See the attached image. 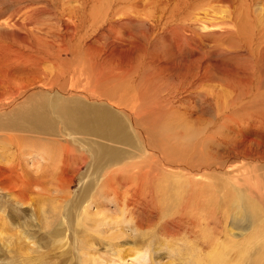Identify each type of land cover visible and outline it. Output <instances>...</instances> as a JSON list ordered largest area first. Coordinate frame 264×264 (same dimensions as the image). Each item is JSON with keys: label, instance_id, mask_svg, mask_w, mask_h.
<instances>
[{"label": "rangeland", "instance_id": "374dc122", "mask_svg": "<svg viewBox=\"0 0 264 264\" xmlns=\"http://www.w3.org/2000/svg\"><path fill=\"white\" fill-rule=\"evenodd\" d=\"M66 1L0 0V64H13L12 69L16 70L14 76L11 74L10 79L1 78V92L17 88L20 83L27 85L28 80L33 81L34 79L39 81L38 87L43 84L49 88L50 86L45 84L46 79H55L54 76L59 72L67 74V71L70 72L73 68L79 66L81 68L85 65L86 73H80L79 68L74 76L75 79L80 75L81 87L87 86V73H95V69L101 72L105 79L110 73H114L123 78L127 87H130L127 90L130 92L128 95H121L120 85L115 86L117 89H107L115 81L105 80L104 82H107L103 87L110 91L111 99L114 98L120 102L132 98L134 87L135 93L143 96L144 102L139 109L142 115H149L148 112L154 107L157 110L162 107L173 109L181 107L187 110L193 118L185 120L187 124L184 123L181 127H172L176 130L160 126L161 132H168L164 133V136L159 134L160 128L156 126L155 133L162 137L159 142L157 141L158 143L151 139L156 134L151 137L150 129H147L149 125L141 124L143 129H147L146 140L142 139L131 126L127 127L124 136L129 143L114 146L124 153V157L133 158L138 163L136 168L134 166L132 169L117 170L111 182L115 187L124 191L140 187L144 189V196L147 199L132 203L130 200L121 198L119 204L107 205L116 212L115 217L126 228L124 235L120 234L123 236L120 241L108 242L102 237V243L98 245L99 238H97L95 253L86 252L78 244L79 240L72 239L69 230L65 231L62 237L64 240L60 238L61 248L58 246L59 240L56 242L49 238L50 233H53L55 228L58 229L57 223L63 224L64 222V216L60 215L62 221L52 224L54 217L61 212V209L69 214L71 200L75 198V201L79 198L78 193L83 183L92 177V168L87 169L86 166L76 163L73 167L60 164L66 169L62 175L68 179L64 181L67 184L70 182L68 186L71 203L60 200L59 197L44 195L40 188H36L34 194L27 196L28 199L22 207L19 203H17L19 206L15 203L16 200L11 197L8 189L0 190V264H56L60 261V252L64 247L66 248L64 250L68 251L67 264H91V262H100V260H106V264H113L115 260H118L119 264H145V261H148L147 264H264V151H252L247 154L244 149L246 145L243 143L239 147L237 144L241 141H238V138L241 139L240 134L264 141V45L261 51H250L253 52V57L243 53L238 56L234 53V51L238 52L236 46H231L230 41L222 36L229 31H235L233 24V26L224 24L216 28L211 26L198 30L197 24L190 20H188L190 22L185 21L187 26L185 24L174 25V22L181 20L182 17L189 18L187 12H185L187 15L183 13L182 16H178L180 19L177 17L169 19L170 23L165 17L153 14L155 10L152 7L145 9L144 16H140L141 10L136 14L139 9L132 11L128 5H125V0H121V3H124L125 13L113 18V12L121 7L115 6L116 0H82V2L76 0L74 4L73 0ZM190 1L191 4L187 1L186 6L196 12V8L201 5L197 2L198 0ZM146 12H148V17ZM165 13L168 12L165 11ZM129 16L132 17L129 18ZM152 16L162 19L156 20ZM239 17V19L246 18L245 16L243 18L242 14ZM66 28L72 29L73 33L71 31L67 33ZM201 35L206 36L205 41L204 36ZM20 37L28 39L29 44L25 40L22 41ZM244 39H247V34ZM171 42L179 45L178 50L167 47L171 45ZM133 43H135L134 46L141 43L137 60L133 56L127 63V60H119L116 56V58L109 57V48L110 50L113 47L120 49L124 46L129 50L134 47ZM210 44H215L214 48L217 49H213L208 54ZM229 46L234 51L222 52L223 48L220 49L221 47L229 49ZM172 51L177 57L179 56V65H182L183 61H192L194 67L188 70L187 67L182 66L175 70L176 72L165 68L163 63L169 59L166 52L172 54ZM160 61H162V66L158 65ZM220 64L228 70L246 68V74H243L245 77L236 73L232 75L228 72H220L217 68ZM71 73L73 74L74 71ZM223 86H228L229 89H224ZM92 87L88 86L89 89ZM225 92L227 95H224ZM231 92H236L240 99H231L235 96ZM117 113L128 122L126 115ZM165 136L172 137L173 143L166 142ZM206 137L210 141L208 145L202 142ZM144 141L147 143L145 148L148 150L146 151ZM173 144L176 145L173 146ZM149 145L152 146L151 151ZM181 147L183 150L180 149ZM202 149L203 157L194 158V155L197 156ZM259 150H264V148ZM191 154L193 157H190ZM45 155L46 157L64 156L57 148L48 149ZM59 161L64 163L60 159ZM206 163L216 171L214 177L217 180L208 178L207 181L213 184L210 185V190L206 189L201 193L206 196L211 194V197L214 195L213 203L208 202V210L203 209L200 204L197 207L190 205L191 210H189L193 214H186V217L196 221L194 226L187 225L189 224L187 221L174 223L173 221L181 216L178 212L179 204H167L162 198V190L186 188L190 192L191 188L193 189L196 185L189 182V177L184 174L189 173L192 167ZM137 167L142 169L143 175L139 174ZM75 168H78L77 172ZM221 168L223 172L220 174ZM50 171L53 170L50 169ZM27 175L25 174V178L31 177ZM199 188L200 186L197 187ZM221 189L224 193H228L219 196ZM211 197L206 200L212 199ZM200 201L201 198H198L196 202ZM162 202L165 205H162ZM204 203L206 204V201ZM166 205L168 209H174L173 212H165L164 206ZM99 206L101 210L107 208L104 202ZM20 207L21 210H26L28 215L17 216V210ZM43 215L49 218L48 223L52 224L49 227L51 231L44 227L45 224H41ZM21 218H24L23 221L27 218V223H30V220L34 223V231L28 230L26 233L28 238L25 237L23 228L18 226ZM133 218L135 222H139V228L137 226L135 232H131L126 225H129ZM205 221L207 224H204ZM186 226L190 228L187 229ZM90 231L88 230L87 233L92 234L93 231ZM95 234L93 232V236ZM20 239L25 242L21 243ZM83 240L84 238L80 239V241ZM107 243H115L112 247L117 245L113 247L116 256L110 254L111 247ZM106 253L112 257H107Z\"/></svg>", "mask_w": 264, "mask_h": 264}, {"label": "bare ground", "instance_id": "6f19581e", "mask_svg": "<svg viewBox=\"0 0 264 264\" xmlns=\"http://www.w3.org/2000/svg\"><path fill=\"white\" fill-rule=\"evenodd\" d=\"M74 1L76 0H73V4H74ZM187 1H189L191 4L190 0H125V3H126L125 5H128V7L132 11L134 9L136 10L139 9L138 11H136L137 12L136 14H138V12L141 10L142 13L140 12L141 13V15L139 14L140 16L143 15V13L145 12L144 11L145 9H150L152 7V9L154 8L155 10L153 14L155 13V14H159L160 16L165 17L168 20V22H170L169 19H172V18L176 19L177 17L178 19H180L178 16H182L181 14L187 12L189 14V18L185 16V18L182 17L181 20L177 19L178 21H180V23H176L178 21L174 22L175 26L184 25L185 21H188V20L197 24L198 30H202V29H205L211 26L212 27L215 26L214 28H216V26H220L224 24L225 25L228 24L229 26L233 24L235 31L234 30L229 31L227 33L222 34V36H224L226 39L230 41L231 46H236V50H238V52L236 53L234 49L230 48V46H229V49H225V47H221L220 48L221 50L223 48L222 52H229L230 50H233L236 55L243 53L246 56L253 57L252 56L253 52L261 51L263 49V45H264V0H198L197 2L201 5V7H197V8L195 7L196 12L190 9L189 6H186L188 5ZM123 4L124 3H121V0H116L115 6H121V7L118 8L117 11L113 12V18L121 14L124 15L125 7H123ZM69 5H70V2H69ZM164 10L168 13H165ZM147 11L150 12L151 10H147ZM147 14L148 12H146V16ZM241 14L243 18L244 16L246 18L239 19L240 18L239 16ZM130 17L132 16H129V18ZM152 18L156 20L162 19L161 17L157 18L154 16H152ZM134 19H135V16H134ZM187 25L185 24V26ZM66 31L67 33L68 31H71L73 33L72 29L66 28ZM246 34H247V39H244ZM133 36L135 37V35ZM201 36H204V35H201ZM204 38H205L204 39L205 41L206 36H204ZM253 38H255V41H253ZM20 39H22V41L25 40L28 42V39H26L25 37H20ZM209 42L211 43L210 40ZM27 44H29V42ZM139 44H136V46H134L135 43H133L134 47H132V49H129V50L126 49L127 47H124L121 44H118V46L120 45V47L122 46L123 48L114 49L113 47L114 45H113L111 46L113 47L111 48V50L109 48V51H110L109 57L110 58L117 57L119 58V60L123 59L125 61L126 60L128 61L130 60V58L134 56L137 60L139 56V52H140L138 50ZM214 45L210 44L208 54L213 49H215ZM216 46H217V43H216ZM167 47L173 50H178L179 45H177L174 42H171V45L170 46L168 45ZM217 47H219V45ZM250 51H253V52L251 53ZM170 52L169 53L166 52L169 56V59L168 61H165L163 63L165 68H170L175 71V70L180 69V67L182 66L187 67L188 70L194 67L193 65L194 62L192 61H183V64L179 65L180 63L178 59L179 56L177 57L176 54H174L175 52L173 53V51H172V54H170ZM234 58H236V56ZM106 63L108 64L107 60H106ZM127 63H129V61ZM131 63H132V60H131ZM197 63H200V62H197ZM5 65L0 64V80L1 78L6 79V77L7 79H10L11 74L13 75L16 71L12 69L13 64L12 65L7 64L8 66L7 65L5 66ZM158 65L162 66V61H160ZM201 65H204V64H201ZM79 68L80 66L73 68L71 70V71H74L73 74L71 73V71L70 72L67 71L68 72L67 74L65 72H59L58 74L54 76L55 79H50V78L46 79L45 84L47 86H50L51 88L50 87L47 88L43 84L42 86L38 87L37 85L39 81L32 78L34 80L33 81L28 80L29 83H27V85L20 83L17 88L16 87L10 88L9 90L6 89L7 91L5 92L0 91V190L8 189L10 194L12 195L11 197H13L16 200L15 203L16 204L19 203L20 206L22 207L25 205L26 200L28 199L27 196L28 195L30 196L31 193L34 194L36 192L35 191L36 188H40L41 192L44 193V195H47V196L51 195V196H54L55 198L59 197L60 200L68 202L71 199L70 198L71 197L70 187L68 186L70 182L67 184V182L64 181L68 179L67 177L62 175L66 171V169L61 167L60 164L69 165L73 167V164L76 163V164H80V165L82 164L86 166L87 169L88 167L92 168V171H93L92 177L90 180L83 183L78 193L79 198L76 199L75 201H74L75 198L71 200L72 204H71V207L69 206L70 207L69 214L68 213L66 214L65 212L67 211L61 209V212L59 214L57 212L58 215L54 217L53 222L50 220L52 224L53 223L55 224L56 222L62 221V218L60 217V215L64 216L63 224L57 223L58 229L55 228L54 232L52 231L53 233H50L49 238L50 240L54 239L56 242H59L60 238L64 237L65 231L69 230L72 235V236L70 235L72 239L79 240L78 244H80L81 247L86 252H92V251L94 252V250L97 249L96 245L97 244L99 245L102 243L101 242L102 237H103V240L108 241V242L120 241L123 237L121 235H124V229L126 228L120 221H118V218L115 217L116 212L108 208L107 205L108 204L117 205L121 202V198L130 200L132 201V203L133 202L136 203L140 199H145V200L147 199L144 196V189H140V187L129 188L128 190L124 191L122 189H118L117 187H115V185L112 184L113 182H111L117 170L123 169V168L132 169V167L134 168V166L136 168V164L138 163L133 158L124 157L123 156L124 153L122 151L117 150L116 147L114 146L116 144L127 145L129 143L128 140L124 136V133L126 132L127 127L131 126L133 130L136 131V133L142 139L146 140L145 135L147 133V129H150L149 131L150 135L151 137H154V135L156 134L155 133L156 126H159L160 128V126L163 125L165 128H169V129H171L172 127L177 128V126L181 127L184 123L187 124V121L185 120L192 119L193 117L189 114L187 110H184L181 107H175V109L162 107L158 110L156 107H154V108H151L150 111L148 112L150 113L149 115H142L139 109L143 105V102H144L143 96L140 95L139 93H138L139 95L136 94L137 92L135 93L134 87H133V93L131 94L132 98L128 100L119 102V101L114 100V98L111 99L112 98L111 96H110L111 98L109 97L110 91L107 89L116 88L115 86L117 85H120L119 93H122L121 95H128L130 92V91H127L130 87L129 88L127 87L123 78H121L119 75L110 73L105 79L103 77V74L101 72H98L95 69V73H91V74L87 73V77H88L86 80L87 86L83 85L81 87L80 75L74 79V76L76 75V72ZM217 68L219 69L220 72H224V73L228 72V74H232V75H234V73L238 75H242V76H244L243 75L244 73L246 74L245 72L246 68L242 69L239 67L240 69L234 68L232 70H228V69H225L224 66H222L221 64L220 66L217 65ZM202 70L205 71V69H202ZM86 71L87 70H86L85 65L84 67L80 68V73H86ZM70 73H71V76H70ZM180 75L181 74H179V76ZM190 76L191 75H189V77ZM68 78H70V80ZM105 80L107 81L114 80L115 82L111 83L109 87L105 89L103 87L105 83L107 82V81L104 82ZM100 84H102V87H100ZM88 86L89 87L93 86V87L92 89H89ZM223 88L229 89L228 86H223ZM232 94H234L235 96H232L231 99H234V100L240 99L236 92H233ZM224 95H227L226 92L224 93ZM117 112L121 113L122 115H126L128 118V122H126L122 117H120ZM141 124H144V125L147 124L149 125V128L145 130L143 129V127H141ZM172 130H176V129L172 128ZM158 131H160L159 134L162 136H164L163 135L164 133L165 134L168 133V132L167 133L161 132V128ZM160 135L156 134V136L151 139L155 140L156 142L157 141L159 142L162 139ZM167 136H165L166 142L170 141L169 143L171 142L173 143L174 139L172 140L171 139L172 137L170 138ZM240 137L241 139L238 138V141L239 140L241 141H239L237 144L240 147L244 143L246 145V148L244 149L247 154L252 153V151L254 152L264 151V150H259L261 148H264V141L262 142L260 139L247 137V135L243 136L240 134ZM202 142L205 144L207 143L209 144L210 141H208V137H206V138H203ZM143 144H144V149L146 151L147 148L145 147L147 146V143L144 141ZM175 145L173 144V146ZM177 145H178V142H177ZM150 147L152 148V146L149 145V150L151 151L152 149ZM47 148L48 149L57 148L58 151H60L61 154H63L64 156H61V157L54 156L56 157V159H54V157H51V156L46 157L45 153L48 152ZM180 149L183 150L182 147ZM231 153L233 154V152ZM191 155L190 157H193V155L192 156ZM258 156H261V155H258ZM201 157H203V149L197 153V156L196 154L194 155V158H201ZM59 159L61 161H64V163H61ZM222 168L219 171L220 174L223 172ZM50 169L53 171H50ZM75 170L77 172L78 168H75ZM138 170H139V174L142 173L143 175L142 169L138 168ZM179 170H180V167H179ZM183 170H181V172H183ZM214 172L216 171H214V168H212L210 164H207V163L200 164L195 167H192L189 173L186 172V174H184V176L187 175V177H189L188 179L189 182L196 185V187H194L193 189L191 188L190 192L187 191L186 188L184 189L166 188V190L161 189L162 198L167 204H174V203L179 204L180 209L179 211L178 210L177 211L179 212L181 216H179L177 220H174L173 221L174 223L179 224V223H183L184 221H187L189 223L187 225L194 226L196 221H193V218L186 217V214H193L192 211H190L191 210L189 208L190 205H196L197 207V205L200 204L203 209L205 210L209 209L208 202L213 203L214 195L212 197H211V194H208V196H206L205 194H202L201 192L205 191L206 189L210 190L209 187L213 183L208 182L207 180L210 177L216 179V177H214ZM25 174L31 175V177L25 178ZM69 179H71V177ZM97 181H100V182L97 183ZM199 186L200 188L197 189V187ZM212 191L213 190H211V192ZM226 193L228 192L224 193L223 189H221L219 191V196L224 195ZM208 197H211L213 200L209 199L207 201L206 199ZM198 198H201L200 202H196L198 201ZM71 201L68 203H71ZM204 201H206V204L204 203ZM102 202H104L105 207H107L105 210L103 208H102L103 210H101L99 206ZM108 202H111V203H108ZM129 204L131 203L129 202ZM162 205H165V204L163 203ZM123 207H125V205H123ZM164 207H165V212H173L174 210V209H168V205ZM17 211H18L17 216L19 217L20 215H25V216L28 215V213H26V210H23V209L21 210V207ZM41 219H42L41 224L42 225L45 224L44 226L45 228H49L52 225L51 223H48L49 218L47 216L43 215V218ZM23 220L24 218L19 219L18 226L20 228H23V230L25 231L24 235L26 238H28L26 233L28 232V230L31 232L34 231L33 230L34 223H31L32 220H30V223H27V218H26V221H23ZM206 222L207 221H205L204 224H207ZM126 225L128 229L131 230V232H135L137 230L136 228L137 226L139 228V222H135L134 218L129 225L128 224ZM188 228L190 227H187V229ZM49 230L51 231L50 228ZM84 230H87V231L91 230L90 232L93 231L96 234L93 236V232L91 234V233H87V231L85 232ZM81 238H84V240L80 241ZM97 238H99V243L95 244L97 242ZM61 240H64V239L62 238ZM65 241L67 240L65 239ZM205 241L206 239L204 240V243ZM20 242L24 243L25 241H22L20 239ZM60 243L61 241L58 243V246L61 248ZM73 243L75 244V242ZM66 244L68 245V242ZM114 244L115 243L108 244L111 247L109 251H110V254L112 255H115V251H114L115 248L113 247L117 246L116 245L112 247V245ZM119 244H123V243L119 242ZM52 247H55V246H52ZM64 249L66 248L64 247L62 251L60 252L61 256L58 255L60 257L59 258L60 261L56 260L58 262V263L56 262V264H67V256H68L67 252L68 251L66 252ZM116 249H119V248H116ZM106 256L112 257L108 253H106ZM105 261L104 260H100V262L93 261L94 263L91 262V264H106ZM119 263L120 262H118V260H115L113 264H119Z\"/></svg>", "mask_w": 264, "mask_h": 264}, {"label": "clouds", "instance_id": "9594fccd", "mask_svg": "<svg viewBox=\"0 0 264 264\" xmlns=\"http://www.w3.org/2000/svg\"><path fill=\"white\" fill-rule=\"evenodd\" d=\"M145 264H147V261H145Z\"/></svg>", "mask_w": 264, "mask_h": 264}]
</instances>
